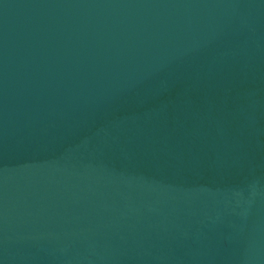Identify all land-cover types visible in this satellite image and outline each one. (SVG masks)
Here are the masks:
<instances>
[{
	"label": "water",
	"instance_id": "obj_1",
	"mask_svg": "<svg viewBox=\"0 0 264 264\" xmlns=\"http://www.w3.org/2000/svg\"><path fill=\"white\" fill-rule=\"evenodd\" d=\"M0 264H264V0H0Z\"/></svg>",
	"mask_w": 264,
	"mask_h": 264
}]
</instances>
